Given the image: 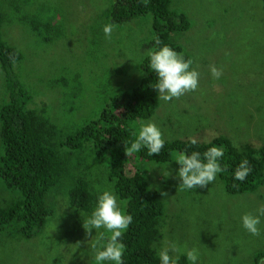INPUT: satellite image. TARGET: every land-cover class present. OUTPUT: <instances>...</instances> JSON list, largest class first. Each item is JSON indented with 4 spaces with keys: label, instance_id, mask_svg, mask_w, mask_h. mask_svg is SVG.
Instances as JSON below:
<instances>
[{
    "label": "rangeland",
    "instance_id": "obj_1",
    "mask_svg": "<svg viewBox=\"0 0 264 264\" xmlns=\"http://www.w3.org/2000/svg\"><path fill=\"white\" fill-rule=\"evenodd\" d=\"M112 1L0 0L3 39L23 54L14 71L36 106L47 104L54 123L78 124L98 115L110 98L131 91L142 78V60L154 50L152 17L114 26L109 40L103 28L110 24ZM170 6L190 23L186 32L172 38L192 60L191 69L199 72V86L169 102L158 96L154 115L133 124L135 132L151 121L164 141L207 143L224 136L236 147L263 146L264 0H171ZM32 24L50 26L56 37L43 41L32 32ZM211 66L223 70L219 79L212 77ZM2 80L0 71V95ZM59 80L64 84L58 85ZM175 156L169 164L142 165L150 189L164 204L156 250L166 241L176 242L198 249L197 264H254V256L264 251V217L259 236L242 227L241 217L256 214L264 204V183L252 194L234 196L224 191L218 176L204 188L182 189ZM103 166L86 152L74 153L68 171L46 195L51 212L44 227L30 240L0 233V264H95L90 262L95 254L90 239L104 232L106 243L110 234L99 229L86 235L83 225L91 214L71 207L68 191L80 178L96 199L103 191L113 192ZM126 170L133 172L134 164L127 163ZM165 171L171 174L166 177ZM17 193L0 181L1 205ZM118 204L125 212V202Z\"/></svg>",
    "mask_w": 264,
    "mask_h": 264
},
{
    "label": "trees",
    "instance_id": "obj_2",
    "mask_svg": "<svg viewBox=\"0 0 264 264\" xmlns=\"http://www.w3.org/2000/svg\"><path fill=\"white\" fill-rule=\"evenodd\" d=\"M170 5L171 0H113L109 22L120 26L151 15L153 37L150 44L153 49L168 46L189 60L172 36L186 32L190 23L184 14L172 10ZM3 22L0 9V71L3 76L0 181L7 189L17 190L19 196L17 193L12 202L0 204V233L13 232L14 236L30 240L44 227L51 212L46 205V195L68 171V162L74 153L86 152L104 165L106 184L119 201L125 202V213L133 217L122 238L126 246L124 264H160L155 245L160 240L164 204L157 192L150 189L142 172L143 164H169L179 152L191 154L197 151L203 158V153L210 147L223 146L225 151L220 163L225 170L218 178L228 195L252 194L263 185L264 145L236 147L224 136L214 137L207 143L197 141L194 145L191 140L165 141L159 155L149 156L147 149L125 155V147L135 139L133 124L152 117L159 104V94L154 89L157 78L150 68L148 56L141 63L139 83L131 91L110 98L98 115L91 114L89 119H82L78 124L73 121L72 125L54 123L47 104L36 106L34 97L16 75L14 66L23 59V54L3 39ZM50 29V26L31 25L32 32L43 41L56 37ZM157 37L160 44L155 43ZM57 84L64 82L59 80ZM67 93L63 91V96H68ZM67 100L71 98L67 97ZM245 159L250 162L252 171L245 181H236L234 172ZM127 163L134 164L133 172H127ZM68 198L71 207L87 214H91L97 202L89 183L80 178L73 180ZM92 259L93 255L90 262ZM261 260H264V251L254 256V264ZM178 264L190 263L181 255Z\"/></svg>",
    "mask_w": 264,
    "mask_h": 264
},
{
    "label": "clouds",
    "instance_id": "obj_3",
    "mask_svg": "<svg viewBox=\"0 0 264 264\" xmlns=\"http://www.w3.org/2000/svg\"><path fill=\"white\" fill-rule=\"evenodd\" d=\"M114 25L106 24L103 32L107 39H111ZM155 43L160 44L159 38H155ZM149 65L157 78L154 89L159 94V99L164 102L179 99L187 92L197 90L199 86V72L191 69L192 60H185L184 57L168 46L160 47L158 50H150L147 53ZM14 62V61H13ZM211 75L214 79H219L223 74L222 69L215 66L210 67ZM135 139L130 142V146L125 147V155L131 156L147 149L149 156L159 155L164 147L165 141L159 127L151 122H142L138 132L134 133ZM196 140L191 143L196 144ZM223 146H212L203 153L193 151L191 154L179 152L175 156L174 162L180 167L176 173L182 189L194 190L204 188L212 184L218 174L225 169L221 166L220 160L224 155ZM168 167V166H167ZM250 162L243 160L234 172V180L243 182L251 173ZM171 173L165 171L168 177ZM166 197V192L160 193ZM261 217H264V204L260 205L256 214L245 213L241 217L242 227L251 235L259 236ZM133 217L126 214L118 204L117 196L111 191H103L97 198L96 206L90 217L85 221L83 228L86 235H91L92 230L104 229L110 235L104 243V232L92 237V248L95 250V264H124V254L126 246L122 243L124 233L132 223ZM89 240V241H90ZM87 241V243L89 242ZM166 246L159 252L160 264H178L180 255L186 256L190 264H197L199 252L196 248H183L176 242H165Z\"/></svg>",
    "mask_w": 264,
    "mask_h": 264
}]
</instances>
